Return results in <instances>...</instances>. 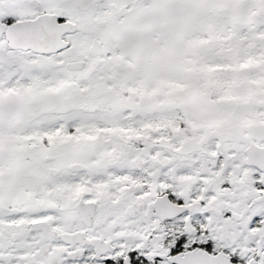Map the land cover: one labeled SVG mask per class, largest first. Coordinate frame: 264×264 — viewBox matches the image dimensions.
<instances>
[{
  "label": "snow or ice",
  "instance_id": "6c2138e0",
  "mask_svg": "<svg viewBox=\"0 0 264 264\" xmlns=\"http://www.w3.org/2000/svg\"><path fill=\"white\" fill-rule=\"evenodd\" d=\"M0 264H264V0H0Z\"/></svg>",
  "mask_w": 264,
  "mask_h": 264
}]
</instances>
